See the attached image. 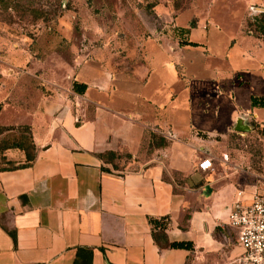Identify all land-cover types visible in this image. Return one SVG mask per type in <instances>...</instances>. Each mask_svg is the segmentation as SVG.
<instances>
[{"label":"crops","instance_id":"1","mask_svg":"<svg viewBox=\"0 0 264 264\" xmlns=\"http://www.w3.org/2000/svg\"><path fill=\"white\" fill-rule=\"evenodd\" d=\"M250 38L264 50L263 42ZM159 41L152 40L156 49ZM233 46L224 56L236 63ZM0 54V126L28 127L37 148L29 167L0 171V264H236L243 252L227 226L228 216L236 197L251 200L253 194L245 195L244 188L264 190L263 144L256 163L260 168L250 165L251 155L245 154L243 162L242 151L228 143L232 133L242 136L235 123L228 120L224 129L192 126V117L199 121L206 116L208 105L201 102L173 134V123L165 116L176 94L168 78L189 92L190 86L153 60L140 81L143 89H151L149 95L128 88L131 70H116L108 85L78 80L79 66L96 57L77 55L73 75L66 74L68 87L45 96L40 84H25V79L38 80L30 67L12 70L3 64L5 53ZM258 68L264 72V61ZM241 71L235 70L236 75ZM238 78L231 73L229 83L249 85ZM73 81L86 85L83 95L71 91ZM249 96L264 97V91L254 94L250 89ZM74 112L81 120L78 126ZM245 112L250 119H239L248 132L255 129L264 138V121L253 118L252 110ZM165 126L171 131H163ZM108 153L130 156L131 169L121 170L122 159H102ZM4 155L16 164L24 161L19 151ZM203 158L212 163L207 172L196 167ZM216 164H222L228 182L214 188L210 177ZM163 216L171 220L168 242L191 243V251L154 243L148 218Z\"/></svg>","mask_w":264,"mask_h":264},{"label":"rangeland","instance_id":"2","mask_svg":"<svg viewBox=\"0 0 264 264\" xmlns=\"http://www.w3.org/2000/svg\"><path fill=\"white\" fill-rule=\"evenodd\" d=\"M15 4L0 10V51L5 53L3 64L5 62L12 70L30 67L38 80L25 79V84H40L45 96L51 89L64 91L68 87L67 76L74 73L71 71L72 58L77 55L85 60L96 57V61H86L78 67V80L84 78L85 81L86 78L92 85L100 81L108 85L116 70L121 71L119 74L131 70L133 84L128 88L136 93L141 89L149 95L151 89H143L140 81L151 70L149 60H153L151 63H161V68L168 71L170 77L188 82L190 86L189 92L182 84H173L168 78L176 94L174 99H169L170 108L165 116L173 123V134L179 131L181 124L185 126V120L194 114L197 102L206 103L208 108L201 120L192 117L196 121L191 122L193 127L199 125L213 129L216 125L218 129H224L228 120L236 125L242 116L246 121L250 119L251 116L244 111L251 110L253 118L258 115V121H264V113H260L264 109L251 107L250 96L247 98L250 89L254 94L264 91V72L258 68L259 61H264V50L250 38L262 42L264 12L260 11L264 10V0H16ZM59 6L64 11L54 19L52 12L55 10L57 14ZM42 11L45 21L35 19ZM191 21L195 23L193 29L190 28ZM152 40H160V47L156 49ZM187 40L198 43V46L184 45ZM232 43L234 46L230 52L237 58L236 63L224 56ZM166 58L169 59L167 65ZM240 68L238 78L235 70ZM231 73L242 81L246 79L249 85H231ZM216 103L218 108L214 107ZM188 104L191 110L187 109ZM250 122L248 120V125H254ZM163 131L171 130L165 126ZM230 144L231 148L242 151L239 155L245 162L246 155L250 157L260 150L262 144L264 146V138L252 129ZM216 151L220 154L222 150L217 147ZM250 160V165L260 168L256 166L258 162ZM194 161L193 158L190 164L193 165ZM129 163L123 158L121 170ZM224 175L222 164H216L210 177L214 188L228 182ZM243 190L245 195L264 194V190ZM245 198L236 197L232 209L236 204L248 205L250 201ZM229 229L237 238V229ZM237 247L244 251L238 244Z\"/></svg>","mask_w":264,"mask_h":264},{"label":"trees","instance_id":"3","mask_svg":"<svg viewBox=\"0 0 264 264\" xmlns=\"http://www.w3.org/2000/svg\"><path fill=\"white\" fill-rule=\"evenodd\" d=\"M16 0H0V10L8 9L10 5L15 4ZM89 3V1L87 2ZM15 7L17 5L15 4ZM56 14L55 10L52 12V17L56 19L57 17L62 15L64 11L60 6L57 10ZM35 13V12H32ZM261 15V14H260ZM264 15V14H262ZM35 19L45 21L44 11L40 12L39 15L36 16ZM190 28H195V23L193 21L190 22ZM186 31L187 30H183ZM261 40L264 43V33L261 35ZM188 46L196 47L198 46L193 42H186ZM86 90V85L82 83H78L73 81L71 83V91L77 95H83ZM250 105L251 107H259L264 108V97L251 96L250 97ZM76 115L75 124L78 126L81 123L80 117L74 112ZM262 136L263 132H259ZM240 139L235 133H232L229 137V145L232 140ZM261 150V147L259 148ZM255 151L251 154L252 160L256 162H260L262 159L261 151ZM7 151H19L24 156V161L21 164H16L11 160H7L5 157V153ZM37 148L33 142L30 130L26 126L16 127V126H0V171H12L21 168L29 167L35 159ZM108 156L110 158V162L112 163L115 160H120L123 158L130 159L128 155H117L114 153H108L105 155H101L102 159ZM102 170H106V168H102ZM148 223L151 226L152 238L154 243L160 248H169V249H181L186 251L192 250V244L188 242H168L166 237V231L171 224V220L168 216H163L160 218H148Z\"/></svg>","mask_w":264,"mask_h":264},{"label":"built area","instance_id":"4","mask_svg":"<svg viewBox=\"0 0 264 264\" xmlns=\"http://www.w3.org/2000/svg\"><path fill=\"white\" fill-rule=\"evenodd\" d=\"M196 167L207 172L212 169L211 160L203 158ZM227 226L237 229V244L244 250L236 264H264V194H253L248 205L236 204Z\"/></svg>","mask_w":264,"mask_h":264},{"label":"water","instance_id":"5","mask_svg":"<svg viewBox=\"0 0 264 264\" xmlns=\"http://www.w3.org/2000/svg\"><path fill=\"white\" fill-rule=\"evenodd\" d=\"M260 12H264V10H261ZM234 130H235L236 132L246 133V132L249 131V128H248L247 126L243 125L242 121L239 120V121H237Z\"/></svg>","mask_w":264,"mask_h":264}]
</instances>
